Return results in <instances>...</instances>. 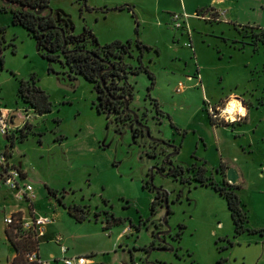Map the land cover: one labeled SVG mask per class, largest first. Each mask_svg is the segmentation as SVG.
Segmentation results:
<instances>
[{"label": "rangeland", "instance_id": "rangeland-1", "mask_svg": "<svg viewBox=\"0 0 264 264\" xmlns=\"http://www.w3.org/2000/svg\"><path fill=\"white\" fill-rule=\"evenodd\" d=\"M183 1L186 7L182 5L181 12ZM122 2L134 3L135 17L125 11L82 16L79 0H52L51 7L55 15L69 21L75 35L87 27L103 46L116 40H140L153 48L142 63L154 74L155 86L149 90L152 81L146 73L132 75L131 109L141 117V112L155 114L158 108L177 129L190 133L183 139L162 113L158 117L165 120L146 121L149 135H135L129 123L116 121L114 113L99 114L91 83L82 76L71 81L65 63L43 59L35 39L11 24L9 15L0 14L6 40L16 46L15 52L9 47L4 52L0 100L9 108L21 109L14 111L17 114L9 112L11 140L2 137L0 141L8 144L11 162L27 172L26 182L33 187L31 204H21L7 186L0 189V263H11L13 256L3 216L22 206L28 209L26 219L36 214L53 220L39 238L44 259L61 258L55 242L60 235L71 253L93 257L95 264H264L262 234L246 232L235 238L223 197L211 187L188 180L197 169H206V176L222 186L230 184L227 170L235 169L248 226L264 228V111L256 110L264 99V30L254 25L234 29L220 16L203 11L196 18L188 17L196 5L209 0H89L88 5L111 10ZM236 9L233 15L239 22L264 26L262 0H248ZM167 12L184 16L185 20L180 16L178 21L180 27ZM223 37H237L232 46L240 52L231 55L226 45L229 39ZM139 53L133 43L125 61L134 67ZM195 73L196 79H191ZM31 76L50 96L49 114L33 115L18 99L19 81ZM232 96L241 98L246 111L254 109L249 122L244 124L246 117L236 111L228 120L212 117L211 124L210 113L224 110ZM16 115L25 124L14 128ZM27 123L31 133L21 142L20 132L26 131ZM164 138L179 146L178 155L175 152L172 157L175 165L184 168L182 175L168 177L166 171H153L173 154L154 142ZM222 162L228 169L220 168ZM151 176V186L162 189L167 197V206L165 200L157 203L155 212L156 192L143 188ZM48 188L57 191V196H51ZM71 204L85 207L88 221L77 223L66 209ZM113 216L123 222L105 230Z\"/></svg>", "mask_w": 264, "mask_h": 264}, {"label": "trees", "instance_id": "trees-1", "mask_svg": "<svg viewBox=\"0 0 264 264\" xmlns=\"http://www.w3.org/2000/svg\"><path fill=\"white\" fill-rule=\"evenodd\" d=\"M48 5L49 2L47 0H0V13L11 14L12 24L14 26H21L35 39L38 52L43 59L49 61L51 64L62 63L64 61L72 72L82 76L90 83H94L97 79L101 78L99 74L104 69V64H106L105 67L115 66L114 74H116L117 78L121 81L123 78L120 74L123 73L124 69L121 67L118 68L117 63L119 59L114 51L122 50L125 52L126 50H123L124 47L122 43L116 41L112 45L101 47L99 41L91 32L85 31L83 35L77 36L71 32V29L69 30L68 26L67 28L62 27L63 31L56 29L53 18L46 20L43 15L37 13V11L44 9ZM114 10H127L135 17L133 9L129 5H124ZM71 28L73 30V27ZM6 32V26L0 24V66L2 68L5 62L4 52L7 47L11 48L13 52L16 50V46L12 43H8L6 40ZM137 32L138 29H136V33ZM261 33L264 38V31ZM133 43L140 50L139 63L141 65L140 69L134 74L146 73L152 81L151 88L149 89L151 91L155 86L156 78L148 67H144L142 58L145 53L151 52L154 49L140 40H135ZM89 46L94 47L95 51H89ZM155 52L158 53L157 50H155ZM103 79H106V76H103ZM133 93L134 88L131 85H127L123 88L116 87L115 90L109 88L108 99L117 96L124 98L125 101H130L133 98ZM18 99L26 105L27 108L32 109L36 115H45L52 112L53 105L50 96L37 85L35 76H31L27 80L22 79L19 81ZM30 129L31 124L27 123L25 127L26 131L20 132L19 140L21 142L25 141L30 136ZM8 139L11 140L10 137H8ZM11 143V146H14L13 142ZM4 153L8 158L10 157L9 148L6 149ZM204 164L206 163L204 162ZM220 168L226 169L227 166L222 162ZM206 172V169H197L195 181L200 186L213 188L223 197L233 221L235 237L246 232L250 234H262L264 232L263 230L257 231L248 228L249 216L247 210L244 209L245 206L238 192L240 186L231 185L226 182L220 186L214 180H211L210 177H207ZM143 188L149 189L146 186ZM48 192L51 196L55 197L58 194L57 191L50 188H48ZM159 200L160 202H164L165 197H160L159 194H156V199L152 203V208ZM66 209L68 214L74 218L77 223L88 221L89 214L85 211V207L74 205L68 206ZM122 222V219L113 216L109 224L107 223L104 226V229L109 230L112 225L121 224ZM17 228L18 225L5 229L6 237L15 251V257L10 264H38L37 262L29 261L28 257L33 252H39V239L32 233L29 234L28 238H24L19 232L15 231ZM181 236L182 232L178 234V240L181 239Z\"/></svg>", "mask_w": 264, "mask_h": 264}, {"label": "flooded vegetation", "instance_id": "flooded-vegetation-1", "mask_svg": "<svg viewBox=\"0 0 264 264\" xmlns=\"http://www.w3.org/2000/svg\"><path fill=\"white\" fill-rule=\"evenodd\" d=\"M47 1L49 2V5L47 7H45L44 9L37 11V13L39 15H43L44 19H46V20L49 18H53V20L55 21V25H56L55 28L56 29L63 31L62 27L67 28V26H68L69 30L70 29L72 30V28H71L72 26L70 25L69 21H66L64 18H61L62 17L61 14H56L57 15V17H56V15H55L52 7H51L52 0H47ZM88 1L89 0H79V2L81 4V15L82 16H84L85 13H88V12L93 13L95 11L101 12L102 14L107 13L102 8H91L88 5ZM84 10H85V12H83ZM85 31L91 32L92 35L94 36L92 30H89L87 27L79 35H83ZM79 35H77V36H79ZM115 42L116 41H114L110 44H107V46L112 45ZM121 43L124 47L123 50H126V51L123 52L122 50H115L114 52L117 55V58L119 59V62L117 63L118 68L121 67L124 69L123 73L120 74L123 79L120 81L119 78H117V75L114 74L115 66L105 67L106 64H104V69L99 74L101 78L97 79L94 83H91V85H92V87H93V89L97 95V103L95 102L94 104L97 105V110H98L99 114L102 115L103 113H107V114L114 113L116 116V121L121 123V124H124V125L129 123L131 125L132 131L136 135L138 132H141L142 134H144L145 132L147 133L146 121L150 120V118H152V121H154L156 123L161 122L162 120H165L164 118L159 119V117H158L159 114L162 113V114H164L166 119L170 122L171 128L175 129L176 132H178V134L180 136H182L184 139L190 133V131L189 130L181 131L180 129H177L175 127L174 123L171 122L170 116L168 114L164 113L163 111H161L160 109L156 108L155 114H153L152 111H151V113H149L148 111H143V112H141V117L135 111H133L131 109V104H132V101L134 100V93H133V98L130 101H125L124 98H120L117 96H114L115 98L113 97V98L108 99L109 88H112V90H115L116 87L117 88H123V87H126L127 85H131L134 88V86L130 82V78L132 75H137L134 73H136V71L139 70L140 66H141V65H139V61H138L139 57H140V53H139L138 58L136 59L138 61V63L135 64L134 67L131 65V63H128L125 61V55L128 54L131 46L133 45V41L130 40V41H127L125 43L124 42H121ZM100 46L104 47L106 45L103 46L100 44ZM89 51H95V48L89 46ZM144 55H143V57H144ZM62 63L64 64V61ZM143 63H144V61H143ZM64 67L67 70H69L68 76L71 79V81H74L73 78L77 79V77L80 76V75H77L74 72H72L68 65L65 64ZM144 67H148V66L144 65ZM103 76H106V79H103ZM195 76H196V73L191 75V77H192L191 79H196ZM70 85H71L70 86L71 90H73L74 89V82H71ZM108 100H109V102H108ZM135 115H137V119L135 118ZM210 116H211L210 123L212 124V113H210ZM192 132L194 133V131H192ZM147 135H148V133H147ZM169 140H171L172 143H169ZM201 141H203L202 138H201ZM154 142L158 145L163 146V148L170 149L173 154L171 156L163 159L161 166H159L158 168H154L153 171H156L157 173H160L162 171L163 172L166 171V172H168V175H167L168 177H176V176L182 175V173H183L182 170L184 168L181 166L175 165L174 159L172 157V156L178 155V153L180 151L179 146L176 143V141H174L170 138H164L161 140H156ZM175 152L177 153L176 155H175ZM188 180L190 183L192 182V180L194 182H196L195 177L192 179H188ZM151 185H152V176H151L150 181L148 180L145 184H143V187L146 186L150 190H155V188ZM155 192H156V194H159L160 197L165 195V193L162 191L155 190ZM155 199H156V197H155ZM158 203H160V200L158 201ZM74 205L80 206L79 204H71L70 206H74ZM155 209H156V205H154V207L152 208V211L155 212Z\"/></svg>", "mask_w": 264, "mask_h": 264}, {"label": "built area", "instance_id": "built-area-1", "mask_svg": "<svg viewBox=\"0 0 264 264\" xmlns=\"http://www.w3.org/2000/svg\"><path fill=\"white\" fill-rule=\"evenodd\" d=\"M173 18L176 23V27H180V23H178L180 16L174 15ZM227 107L224 110H221V112L215 110V113L212 112V117L217 121H222L223 119L228 120L231 114L227 113ZM25 115L27 116L28 114L26 113ZM9 118V111L0 108V136L8 137L11 135L10 132L12 128L10 127ZM8 160L9 158L5 155V153L0 154V183L15 191V195L20 201H27L31 204V202H33L32 185L26 182V176L20 169L9 165ZM20 213L21 212L17 211L7 216L5 215L3 217V223L6 228L18 225V228L15 231L19 232L24 238H28L29 234L32 233L34 236L36 235L37 239H39L45 233L44 228L49 223L53 222V220L48 216L35 215L36 217L34 218L26 219L22 213L20 216ZM55 242L60 246L62 253L61 258L42 260L39 252H33L28 257L29 261L37 262L38 264H95L93 257L82 255L68 256L69 248L63 244V238L60 235L55 237Z\"/></svg>", "mask_w": 264, "mask_h": 264}, {"label": "crops", "instance_id": "crops-1", "mask_svg": "<svg viewBox=\"0 0 264 264\" xmlns=\"http://www.w3.org/2000/svg\"><path fill=\"white\" fill-rule=\"evenodd\" d=\"M248 0H209V2H207V3H203V4H199V5H196L195 6V8H194V12H192L191 14H188V17H190V16H192V17H195V15H198V13H200L201 11H203V14L205 15V14H209L210 16H212V17H218V16H220L221 17V20H222V22L223 21H225V22H228L234 29H235V27H239V26H247V25H250V26H252V25H254V26H258L260 29H263L264 30V26H262V25H260V24H251V23H246V24H243V23H241V22H239L238 20H237V18L235 17V15H233V13H234V11L235 10H237L236 9V7H239L241 4H244V3H246ZM262 3L264 4V0H262ZM252 4V3H251ZM124 5H129V6H131L132 7V9H133V12H134V14H135V11H134V8H135V5H134V3H132V2H122V3H119V4H117V5H114L112 8H111V10H109V9H107V8H102L103 10H105L107 13L106 14H108V13H111V12H115V11H119V10H114V9H116V8H119V7H121V6H124ZM182 5H184L185 6V2L183 1V4H181V12L183 11L182 9H183V6ZM248 6V5H247ZM263 6V5H262ZM91 7V6H90ZM186 7V6H185ZM91 8H97V7H91ZM249 9H252V10H254V6H250L249 7ZM123 11H125V13H129V14H132V13H130V12H128L127 10H123ZM1 15H3V14H7V15H9V21H10V23L12 24V15L11 14H9V13H0ZM106 14H102V15H106ZM167 14L169 15V16H171V17H173L174 15H176V14H172L171 12H167ZM179 16H181V17H183L184 18V16L183 15H180L179 14ZM105 16H103V18H104ZM196 18V17H195ZM184 20H185V18H184ZM220 21V18L218 19V22ZM221 22V23H222ZM2 25V24H1ZM237 32V31H236ZM188 38H191V35L190 36H188ZM223 38H225V39H229V38H226V37H223ZM236 39L238 40V38L237 37H234L233 39H229L228 41H227V44L226 45H229L230 46V50H232V51H230L231 52V55L232 54H234L233 52H240V50L236 47H234V46H232V45H236V44H233V42L232 41H236ZM116 41H119V42H122L121 40H116ZM237 44H239V43H237ZM193 46V45H192ZM247 47H249L248 45L246 46V47H244V49H243V51H244V53H246L245 51L247 50L246 48ZM191 49H193V48H191ZM259 50V49H258ZM258 50H257V52H258ZM264 50V49H263ZM221 51V50H220ZM233 97H236V96H232V98ZM220 101H222V99L220 100ZM0 108L1 109H3L4 108V110H7V111H9L10 113L12 112V114H14V111H16V109H19V108H16V109H14V108H9V107H7L6 105H5V103L4 102H2V100H0ZM258 109H263V111H264V99L262 98V102L260 103V105L256 108V110H258ZM19 110H21V109H19ZM251 110H254V109H251ZM251 110L250 111H245V112H243V113H241V115H242V117L243 118H245L246 119V122L244 123V124H246V123H248L249 122V117H250V113H251ZM17 117H15V123H16V125H18V124H20V115H16ZM2 137L3 136H0V138L2 139ZM3 140V139H2ZM0 141V154H2V153H4L5 152V150L7 149V145L8 144H6L5 143V141L3 142V141ZM13 160V156L12 155H10V157H9V165H11V166H13V167H16V168H18V169H20L22 172H23V174H25V176H26V179L28 178V174H27V172H25L24 170H22V168H19V167H17L16 166V164H13L11 161ZM0 173H1V169H0ZM239 182H240V178H239ZM239 182H238V185H239ZM3 185L0 183V189H1V187H2ZM240 186V185H239ZM25 202H27V201H22V203L21 204H23V203H25ZM34 204V203H33ZM245 206V205H244ZM34 207H35V205H34ZM35 209H36V207H35ZM17 211H19V212H21L24 216H26V214H27V211H28V209L27 208H24V207H22V206H18V207H16V208H13L10 212H9V214H12L13 212H17ZM36 215V214H35ZM5 216V215H4ZM3 216V217H4ZM248 228L249 229H254V230H257V231H259V230H263L264 231V228H262V227H258V228H251V227H249L248 226ZM5 229H6V227H5ZM243 234H245V233H243ZM242 235V234H241ZM121 236H122V234L120 235V237H119V240H121L122 238H121ZM240 236V235H239ZM263 238H264V232L262 233V235H261ZM5 238L7 239V237H6V234H5ZM236 238V237H235ZM7 241H8V239H7ZM9 242V241H8ZM9 245H10V243H9ZM40 245H41V241H40ZM11 246V245H10ZM68 247V246H67ZM11 248H12V246H11ZM69 248V247H68ZM41 249V248H40ZM40 249H39V255H40V257H41V259L42 260H49V259H44L42 256H41V254H40ZM12 251H13V256H12V258H11V260H13L14 259V257H15V251H14V249H11ZM75 255H78V254H75V253H71L70 252V248H69V252H68V256H75ZM52 258H54V259H58V258H55L53 255L51 256V258L50 259H52ZM12 262V261H11ZM8 264H10V262L8 261L7 262ZM1 264V263H0ZM54 264V263H53ZM100 264V263H99ZM123 264V263H122Z\"/></svg>", "mask_w": 264, "mask_h": 264}, {"label": "water", "instance_id": "water-1", "mask_svg": "<svg viewBox=\"0 0 264 264\" xmlns=\"http://www.w3.org/2000/svg\"><path fill=\"white\" fill-rule=\"evenodd\" d=\"M17 114V113H14ZM33 115H36L35 113ZM13 116V115H12ZM135 118L137 119V115H135ZM12 118H11V123H12ZM24 121L18 125H11L14 128L19 127L20 125H24ZM147 133L149 135V129L146 127ZM3 139L5 141L8 140L7 136H3ZM226 179L231 185H236L239 182V175L238 172L235 169L229 168L226 173ZM158 191L164 192L162 189H158ZM165 205L167 206V197L165 198ZM169 214V210L167 211V215Z\"/></svg>", "mask_w": 264, "mask_h": 264}, {"label": "bare ground", "instance_id": "bare-ground-1", "mask_svg": "<svg viewBox=\"0 0 264 264\" xmlns=\"http://www.w3.org/2000/svg\"><path fill=\"white\" fill-rule=\"evenodd\" d=\"M236 111H238L239 113H243L246 111V108L243 105L241 98L233 97L228 103L227 113L232 115Z\"/></svg>", "mask_w": 264, "mask_h": 264}]
</instances>
